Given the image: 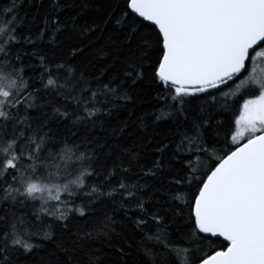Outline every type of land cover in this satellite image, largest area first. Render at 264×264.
Masks as SVG:
<instances>
[{
  "label": "snow or ice",
  "instance_id": "snow-or-ice-1",
  "mask_svg": "<svg viewBox=\"0 0 264 264\" xmlns=\"http://www.w3.org/2000/svg\"><path fill=\"white\" fill-rule=\"evenodd\" d=\"M0 264H264V0H3Z\"/></svg>",
  "mask_w": 264,
  "mask_h": 264
},
{
  "label": "trees",
  "instance_id": "trees-1",
  "mask_svg": "<svg viewBox=\"0 0 264 264\" xmlns=\"http://www.w3.org/2000/svg\"><path fill=\"white\" fill-rule=\"evenodd\" d=\"M3 2V0H0V3H2Z\"/></svg>",
  "mask_w": 264,
  "mask_h": 264
}]
</instances>
